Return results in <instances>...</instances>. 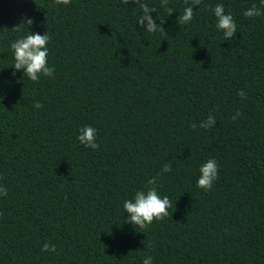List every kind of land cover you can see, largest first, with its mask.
<instances>
[{
	"label": "trees",
	"instance_id": "obj_1",
	"mask_svg": "<svg viewBox=\"0 0 264 264\" xmlns=\"http://www.w3.org/2000/svg\"><path fill=\"white\" fill-rule=\"evenodd\" d=\"M139 2L166 34L147 33L123 0H0V264H264V15L243 16L264 6L168 0V15L161 0ZM217 4L236 23L229 40ZM31 32L49 35L55 70L36 82L11 49ZM85 126L98 149L77 139ZM209 159L218 178L204 191ZM153 178L168 216L126 223L124 201Z\"/></svg>",
	"mask_w": 264,
	"mask_h": 264
},
{
	"label": "clouds",
	"instance_id": "obj_2",
	"mask_svg": "<svg viewBox=\"0 0 264 264\" xmlns=\"http://www.w3.org/2000/svg\"><path fill=\"white\" fill-rule=\"evenodd\" d=\"M71 0H55L56 5H68ZM123 3L128 5L135 3L142 9L143 14L138 19V24L141 28L144 27L145 21H147V33L164 32L163 27H157L156 21L152 18L150 13L156 12L155 8H150L146 3H140L139 0H123ZM186 5L188 0H185ZM202 0H191V5H200ZM161 5L166 9L168 15L173 13V9L168 7V0H161ZM261 5L264 6V0H261ZM216 17V28L223 32L224 39L229 40L234 37L237 32V26L234 18L231 14H225L223 4H217L213 9ZM194 15L193 6H186L182 15L179 16V24H187L192 21ZM264 15L261 8H258L255 4L246 9L243 12V16L246 18H255ZM34 23L33 20L25 18L19 26L14 28L15 31H20L22 26H30ZM49 35L28 34L23 38H19L11 43V49L13 50L14 65L13 68L17 71L24 69V76H27L31 81H38L40 75L52 76L54 68L48 67L47 57L49 42ZM15 75V73H13ZM241 98H246V94L241 91L238 93ZM34 107L39 109L43 105L39 102L34 104ZM241 113L237 112L233 119H236ZM215 120L210 116L206 123L200 125V128H210L214 125ZM193 129L196 128L195 123L191 125ZM80 134L77 137L80 144L86 148L96 150L99 145L96 143L97 130L91 126H85L80 128ZM172 171L171 164H165L161 172L169 173ZM200 177L197 181V187L204 191H211L213 182L218 178V165L215 159H209L200 167ZM147 184L150 186L147 190H139L134 196V202L132 200H125L123 203L124 211L129 215L130 219L126 223L138 226L141 229H147L153 221H162L168 216V209L172 207L171 201L168 196L161 198L157 191L156 178L150 179ZM145 192L147 193L145 195ZM0 195L7 196V189L0 188ZM2 215V214H0ZM42 251L53 252L57 251L55 245L45 243ZM143 264H153L151 256L146 257L143 260Z\"/></svg>",
	"mask_w": 264,
	"mask_h": 264
}]
</instances>
